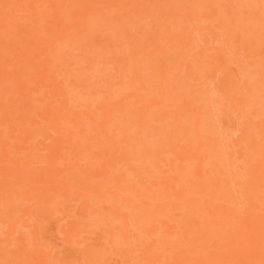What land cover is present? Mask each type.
<instances>
[{"label":"rangeland","instance_id":"obj_1","mask_svg":"<svg viewBox=\"0 0 264 264\" xmlns=\"http://www.w3.org/2000/svg\"><path fill=\"white\" fill-rule=\"evenodd\" d=\"M0 264H264V0H0Z\"/></svg>","mask_w":264,"mask_h":264}]
</instances>
